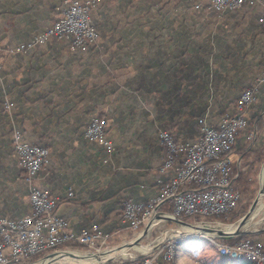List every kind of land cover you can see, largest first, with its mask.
<instances>
[{
    "label": "crops",
    "instance_id": "crops-1",
    "mask_svg": "<svg viewBox=\"0 0 264 264\" xmlns=\"http://www.w3.org/2000/svg\"><path fill=\"white\" fill-rule=\"evenodd\" d=\"M62 1L0 0L1 217L29 214L37 187L57 200L73 232L97 225L109 241L125 242V206L154 199L170 176L161 171L158 134L197 139L201 121L216 125L236 113L247 87L256 96L231 159L243 169L256 162L251 156L264 146V0L221 12L210 0H102L90 13L99 39L89 50L52 37L17 51L54 23ZM93 117L107 120L113 150L86 139ZM17 131L49 151L31 181L13 148ZM182 239L175 264H194L193 251L204 247L194 246L204 244Z\"/></svg>",
    "mask_w": 264,
    "mask_h": 264
},
{
    "label": "built area",
    "instance_id": "built-area-1",
    "mask_svg": "<svg viewBox=\"0 0 264 264\" xmlns=\"http://www.w3.org/2000/svg\"><path fill=\"white\" fill-rule=\"evenodd\" d=\"M102 0H63L58 18L31 41L19 45V52L35 45L45 44L52 37H63L74 49L83 52L92 48L99 39L90 13ZM262 0H210L209 6L219 12L254 6ZM264 28V10L258 17ZM1 63V61H0ZM263 81V80H262ZM253 88H246L236 103V113L227 114L216 125L200 122V136L192 141H177L168 131H161L158 140L165 150L161 171L169 179L159 181L158 195L147 202L128 203L121 219L130 230L139 232L155 214L178 218L205 219L221 215L236 208L239 193L234 187L235 162L231 153L240 133L248 127L244 111L254 100ZM7 110L11 103H5ZM108 122L93 117L84 135L90 142L111 151L113 143L107 137ZM13 148L26 180L35 178L48 163V149L40 144L22 139L17 131ZM69 196L73 193L69 192ZM31 211L20 219L0 216V264H26L30 259L58 252L59 246L77 243L88 249L89 254H101L109 249V238L99 226L93 225L79 233L57 213V200L47 190L31 187ZM162 207H166L162 210ZM196 236V235H195ZM186 236L175 235V238ZM193 237V236H192ZM219 243L220 252L232 256L254 257L264 264V244L254 239H244L236 245ZM174 240L164 250L147 251L140 258H131L123 264H159L172 261Z\"/></svg>",
    "mask_w": 264,
    "mask_h": 264
},
{
    "label": "rangeland",
    "instance_id": "rangeland-1",
    "mask_svg": "<svg viewBox=\"0 0 264 264\" xmlns=\"http://www.w3.org/2000/svg\"><path fill=\"white\" fill-rule=\"evenodd\" d=\"M247 88H252V87H247ZM253 90H254V97H255L256 92H255V89H253ZM254 100H255V98H254ZM254 100H253V102H254ZM249 106H247L245 108V111ZM235 110H236V105H235ZM225 115H227V114H224L222 116V118ZM246 120H247V118H246ZM247 123H248V121H247ZM250 138L252 139V136H250ZM253 139H254V137H253ZM263 143H264V140H263ZM260 150H261V148L259 150H257L255 152V154H257ZM253 156H254V154H252L251 157H253ZM247 161H249V160H247ZM236 164L237 163H235L234 168H233L234 174H235L234 187L240 196L236 208H234L233 210H230L226 213H223L221 215L211 216V217H208L205 219H188V218H186L188 220H185L183 218L182 221H184L188 224L194 225V226L209 227V228H214V229H221V228L231 229L237 225L238 221L244 215L247 214V212L249 211L253 202L258 198V195L260 193L259 175L261 172V168L264 165V159L260 162L259 161L258 162L257 161L256 162L255 161L249 162L248 164H246V166L244 165L245 169L240 167V165H236ZM239 178H240V180H239ZM233 215H237L238 218L235 221H230L229 218H231ZM220 217L226 218L227 221L222 220ZM187 229H189V228H187ZM244 229L246 231H249L250 233L246 234V235H242V236H247L250 239L260 241L257 237H264V212H259L256 215L254 214ZM141 231H142V229L139 232H133L131 230V233L128 234L126 237L125 242L119 243L120 240L119 241L113 240V242L109 241L108 251L115 246H119V245L125 244L129 241H132L141 233ZM178 232H183L185 234V236L188 237V238H184V239L181 238L183 243L188 242V241H190V242L195 241V243L200 242V243L204 244V245H199V246L195 245L194 246L195 250L200 248L201 246H204L202 251L201 250L200 251H193V253H194L193 255H194L195 259L193 258L192 261L194 262V264H237V262H233L232 260H229V259H226L227 261L222 260V259L220 260L219 257H222V256H220L218 254L217 249L213 245H212V247H211V245L210 246L207 245V243L210 244L209 241L211 242L214 239H219L218 241L221 242V244L232 246V245H236V244H232L228 240L233 241L235 238H237L239 236L230 237L227 239H223V238H219V237H213L211 235H196V236L192 237L191 235H189L190 233L186 232V227H183V226H181L177 223H174V222H167V221L158 222L156 225H154L150 229L149 233L141 240L140 245L134 247L133 249H131L129 252L125 253L124 255L117 257L116 259H114L113 261H111L108 264H123L126 261H128L129 259L135 258L137 256H141L142 254L146 253L147 251H150V252L155 251L156 252L159 250H164L165 249L164 247L169 242L174 240L173 237H175V235H177ZM189 236H191V237H189ZM137 247H142V248H145L146 250L144 252L138 251ZM59 250L60 251H58V252L64 251V252H71V253L78 254V255H86V256L92 255V254H89L87 248H85L84 246L77 244V243L64 244L62 246H59ZM58 252L47 253V254L37 256V257H39L37 261L31 262V259H30L29 262H27L26 264H39L45 260L46 256H48L50 254H57ZM106 252L107 251L102 252L101 254H97V255H103ZM175 259L176 258H174L170 263H163L159 258V264H175ZM55 264H60V263H55Z\"/></svg>",
    "mask_w": 264,
    "mask_h": 264
},
{
    "label": "water",
    "instance_id": "water-1",
    "mask_svg": "<svg viewBox=\"0 0 264 264\" xmlns=\"http://www.w3.org/2000/svg\"><path fill=\"white\" fill-rule=\"evenodd\" d=\"M261 191V190H260ZM257 204V199L251 205L249 211L246 215H244L237 223L234 228L231 229H214L209 227H198L191 224H188L178 218H173L166 215L155 214L150 221L145 225L141 233L132 241H129L125 244L115 246L107 251L103 255H78L71 252H58L57 254H50L46 256L45 260L39 264H108L117 257L124 255L125 253L129 252L134 247L140 245L141 240L149 233L150 229L156 225L158 222L167 221V222H174L183 227L191 229L189 235L195 236L196 235H211L213 237H219L223 239H227L230 237H237L249 234V231H246L244 228L246 227L249 220L252 218L255 207ZM196 231V232H195ZM177 235L185 236L183 232H178ZM142 256V255H141ZM141 256H137L135 258H140Z\"/></svg>",
    "mask_w": 264,
    "mask_h": 264
},
{
    "label": "bare ground",
    "instance_id": "bare-ground-1",
    "mask_svg": "<svg viewBox=\"0 0 264 264\" xmlns=\"http://www.w3.org/2000/svg\"><path fill=\"white\" fill-rule=\"evenodd\" d=\"M259 181H260V193L258 195V198H257V204H256V207H255V210H254V214L256 215L257 213L259 212H264V165L263 167L261 168V172H260V175H259ZM253 214V215H254ZM261 214V213H260ZM145 227V226H144ZM143 227V228H144ZM143 230V229H142ZM186 232L188 233H191L193 232L192 230L190 229H187L186 228ZM196 232V231H195ZM198 234V233H195V235ZM181 240V238H175L174 239V243H173V253H172V260L174 259L175 257V254H176V251H177V244L178 242ZM212 244L213 246L217 249L218 251V254L224 258H227L229 260H232L233 262H241V261H251L255 264H258V261L254 259V257H239V256H232L231 254H228V253H222L220 252V247H219V243L216 242L215 240H212ZM137 250L138 251H142L144 252L146 249L145 248H142V247H137ZM64 252V251H63ZM137 252V251H136Z\"/></svg>",
    "mask_w": 264,
    "mask_h": 264
},
{
    "label": "trees",
    "instance_id": "trees-1",
    "mask_svg": "<svg viewBox=\"0 0 264 264\" xmlns=\"http://www.w3.org/2000/svg\"><path fill=\"white\" fill-rule=\"evenodd\" d=\"M233 151V150H232ZM254 159L258 162H260V161H262L263 159H264V146L261 148V150L257 153V154H254ZM241 178V177H240ZM240 178H239V180H240ZM238 180V181H239ZM221 218V217H220ZM238 218V216L237 215H233L231 218H229V220L230 221H235L236 219ZM185 220H188V219H186V218H184ZM222 220H226L227 221V219L226 218H221ZM246 238H248L247 236H239V237H237V238H235L233 241L232 240H228L230 243H232V244H238L239 242H241V241H243L244 239H246ZM38 258L39 257H34V258H32L31 259V262H35V261H37L38 260ZM237 264H254L253 262H251V261H246V260H244V261H241V262H239V263H237Z\"/></svg>",
    "mask_w": 264,
    "mask_h": 264
}]
</instances>
